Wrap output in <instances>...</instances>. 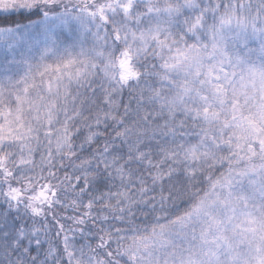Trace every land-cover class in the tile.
<instances>
[{"label":"snow or ice","instance_id":"1","mask_svg":"<svg viewBox=\"0 0 264 264\" xmlns=\"http://www.w3.org/2000/svg\"><path fill=\"white\" fill-rule=\"evenodd\" d=\"M0 264H264V0H0Z\"/></svg>","mask_w":264,"mask_h":264}]
</instances>
